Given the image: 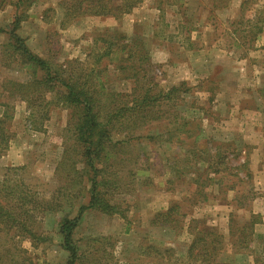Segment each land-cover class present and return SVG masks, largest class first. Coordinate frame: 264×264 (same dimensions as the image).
Here are the masks:
<instances>
[{
	"label": "rangeland",
	"instance_id": "374dc122",
	"mask_svg": "<svg viewBox=\"0 0 264 264\" xmlns=\"http://www.w3.org/2000/svg\"><path fill=\"white\" fill-rule=\"evenodd\" d=\"M33 1L0 0V102L12 114L0 183L17 190L1 199L29 212L1 220L0 252L65 264L58 224L88 204L93 176L76 137L82 110L60 103L58 84L32 85L44 71L12 52L16 18L35 34L34 53L76 89L98 92L112 141L133 137L101 143L96 182L109 186L102 198L114 213L83 210L75 264H163L149 247L184 264L206 230L223 236L232 264H264V0H142L119 18L75 19L64 18L65 0L30 15ZM29 91L31 103L19 97ZM137 96V118L113 117ZM180 116L192 123L177 130Z\"/></svg>",
	"mask_w": 264,
	"mask_h": 264
},
{
	"label": "trees",
	"instance_id": "16d2710c",
	"mask_svg": "<svg viewBox=\"0 0 264 264\" xmlns=\"http://www.w3.org/2000/svg\"><path fill=\"white\" fill-rule=\"evenodd\" d=\"M142 0H65L64 1V18L75 19L82 16H113L115 18H119L121 15L129 13L139 2ZM67 21V20H66ZM13 27L10 29L9 36L13 39L14 44L12 45L13 51L16 54H19L22 58L23 62L26 66L33 68L36 70V67H40L43 69L44 73L40 79H35L32 85H38L39 83H45L46 85L51 83L52 85L58 84L62 87L63 90H60L59 87L56 90V93H59V101L62 105L70 107L78 106L80 110H82L83 117L81 118L80 124L77 126L76 137L79 142H83V146L85 147L83 156H84V166H89L90 171L93 173V176L89 179L91 182L90 188V199L86 206H81L79 208V213L77 216L72 218H64L59 221V232L62 235V247L68 253V258L65 264H75L77 260V252L78 248L73 239V231L76 228L79 217L84 209L91 207H100L102 209H106L107 213H114L113 206L106 203L102 196L107 195L109 191V186L107 183L99 180V183L96 182V175L101 171L100 168L97 167L96 157L99 152L103 149L102 144L115 145L118 143L126 142L127 139L133 137H126V141H112V138L108 134V130L106 125H109L111 120V114H108L106 118V122L103 125L102 122L99 121L100 111L99 107L94 105L96 100V96L98 92L95 90L93 92H87V90L76 89L74 84L68 83L61 75L58 73V69L60 68L57 64H49L45 59L40 58L37 53H34L25 43L24 37L20 36L17 33V29L19 27V19H14ZM63 24V25H62ZM62 26H64L65 22H62ZM114 43H111V46ZM115 45V44H114ZM108 48V47H107ZM58 68V69H57ZM32 69V70H33ZM81 77V76H80ZM33 82V81H32ZM77 82V80H75ZM31 83V82H29ZM28 83V85H29ZM43 83V84H44ZM85 83V82H84ZM51 85V86H52ZM24 87V86H21ZM176 86L161 91L166 98H170V92L176 90ZM33 91V89H32ZM12 93V92H10ZM31 92L28 94H23L19 96L20 99L28 101L31 103V98L28 97ZM140 102L146 104L149 100L148 94L140 95ZM134 105L126 106L120 105L116 107L112 113H114L113 117L116 115H122V117L128 119L137 118L140 110H136L138 106V96L134 99ZM125 103V102H124ZM3 110L0 112V154L6 151L11 142V133L8 130L10 126V121L12 120V114L9 112L8 104L6 102H0ZM29 105V104H28ZM30 106V105H29ZM139 108V106H138ZM129 112L126 114L125 112ZM143 111V110H142ZM148 112V111H146ZM45 112H40L39 117L43 118ZM174 121L179 120L178 115L173 116ZM99 121V122H98ZM182 122V123H181ZM192 123L189 120H185L180 116V122L177 126V130H181V128L188 124ZM135 137V136H134ZM105 138V139H104ZM102 143V144H101ZM104 189L103 192L99 188ZM16 188L13 185L12 187L3 186L0 183V223L3 218L12 217L15 214L12 211L18 209L24 214H28V210H23V205L25 201L21 202L23 205L17 207L15 204L9 205L8 202H4L5 199H1L4 195H14L12 197L16 198L15 193ZM20 193V192H19ZM12 213V214H11ZM169 211L164 215H168ZM161 215V214H160ZM159 214L156 215L158 217ZM15 220L13 219V222ZM12 222V223H13ZM155 223V222H154ZM153 224V222H152ZM12 226V225H11ZM207 233H204L208 236H194L191 242L189 243L187 250L185 252V261L184 264H232L229 261L228 253L226 250L229 248L226 246V243L223 240V236H219L217 234H212L206 230ZM212 235V236H209ZM235 245V241L233 242ZM14 247V246H13ZM148 252H152L155 255H160V258L163 259V264H180L179 259L173 258L172 253L173 249L164 248V251L155 249V251H150V247L148 248ZM7 253L3 254L0 252V264H34L30 258L25 256L18 257L15 260L14 256H18L19 254H12V250L8 248L6 250ZM168 254V255H166ZM174 260V261H173ZM14 262V263H13ZM182 262V260H181Z\"/></svg>",
	"mask_w": 264,
	"mask_h": 264
},
{
	"label": "crops",
	"instance_id": "0c3cea01",
	"mask_svg": "<svg viewBox=\"0 0 264 264\" xmlns=\"http://www.w3.org/2000/svg\"><path fill=\"white\" fill-rule=\"evenodd\" d=\"M60 0H34L33 1V7H32V11L30 10V15L31 14H37L36 16H38V18H40V16H41V11L45 8V7H47V6H54V5H56L58 2H59ZM38 2V3H37ZM34 9V10H33ZM9 15V14H8ZM6 16L5 17V22L4 23H8L9 22V20H10V18H9V16ZM1 17V16H0ZM30 18H31V16H29ZM2 18V17H1ZM22 22H24V23H28V22H25V21H22ZM24 23H22V25L24 24ZM17 33L20 35V36H22V37H27V36H29L28 37V39H27V41H26V43L28 44V46L31 48V50L32 51H34L33 49H34V41H33V36L35 35L34 33H31V32H28V31H26V30H24V29H18V31H17ZM33 48V49H32ZM12 146V145H11ZM14 146L13 147H11L10 148V151L11 152H13L14 151ZM10 151H8V154H9V152ZM7 157H14V156H11L10 154H9V156H6V158ZM23 163V162H22ZM240 263H242V260H241V257H240V259H239V257H238V261H237V264H240ZM248 264H251V263H248ZM252 264H254V263H252Z\"/></svg>",
	"mask_w": 264,
	"mask_h": 264
}]
</instances>
